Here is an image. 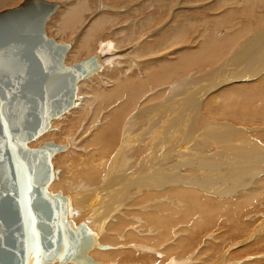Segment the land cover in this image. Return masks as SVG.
I'll list each match as a JSON object with an SVG mask.
<instances>
[{"label":"bare ground","instance_id":"6f19581e","mask_svg":"<svg viewBox=\"0 0 264 264\" xmlns=\"http://www.w3.org/2000/svg\"><path fill=\"white\" fill-rule=\"evenodd\" d=\"M44 1L53 3L50 0ZM52 1H58L61 5L53 3L56 8L50 15L52 19H48L49 23L54 24L53 28L55 26L53 31H56L57 42L61 44L65 35L72 39L81 33L75 43H65L69 45V51L74 43L72 50L66 55L65 66L76 65L79 57H83L81 62L90 58L98 70L77 83L73 108L52 119L51 128L32 142L36 143L37 149L44 138H65L64 142L55 143L65 148L51 158L53 177L46 193L51 196L60 193L64 198L65 222L74 227L80 226L84 233L99 245L93 247L87 255L101 264H115L113 256L117 257L119 264H215L219 260V264H231V253H223L229 247V239L226 238L229 233H241V228L245 229L249 224L253 227L258 219L257 216H249L248 224L243 222L244 226V216L241 213L255 214L254 211H257L258 214L261 210L264 211V205H257L258 200L264 198L261 195L264 191V131L257 127L263 125L264 128V110L259 111L264 93V0L256 2L260 5L261 15H245L242 11L244 19L246 18L245 21L242 18L243 23L246 24H243V28L235 27L231 31L222 29L236 25L239 14H227L228 5L226 14L222 13L223 16L219 19L217 16L222 14H217L215 17L218 20L211 22L202 17L207 15L196 10L187 12L186 9L185 13H178L175 8L180 5L181 0H168L172 11L168 14L172 24L168 25V29L165 27V31L162 29L163 31L157 32L153 41L143 42L148 38L144 36L137 44L136 36H142L141 32L148 30L150 24H158V20L164 18L167 20L168 16L165 17L164 11L168 8L163 4V0H104L105 3L97 2L98 0ZM204 1L182 0V4H198ZM22 2L25 0H0V11L17 8ZM228 2L229 0L226 1ZM151 3H154L153 12L148 11ZM220 3L212 4L213 7L210 6L207 10L210 11ZM220 6H217L218 11L224 9L222 4ZM92 7L95 9L90 10ZM129 11L134 17L140 18V24L136 26L132 23L136 18L129 22ZM230 11L234 9L231 8ZM48 21L46 25L49 24ZM197 24L204 25L205 30H208L207 27H213L210 30L213 34L205 36L199 29L201 33L198 32L206 39H202L203 42H200L198 49L195 48L196 51L184 49L186 52H176L178 58L176 57L174 63L169 62L168 58L151 61V57H162L166 48H174L172 51H175V47L186 43L191 31L193 32V25ZM244 37L246 39H243ZM134 44L140 46L134 49ZM237 44H241L240 48L225 63L221 73L217 69L213 77L198 74V78H195L197 84H203L202 79L208 81L211 89L208 86V91L205 92L204 88L202 90L197 87L201 84L190 83V89L182 90L185 94H182L180 99L178 95H174L166 100L171 103V108L169 106L167 110L172 111V119L166 121L161 118L166 110L161 104L154 106L159 98L155 97L157 101L151 103L152 99L147 93L150 87L147 88L148 82H151L155 89L163 82L165 87L171 85L170 83L178 80L171 82L172 79L178 78L186 69L201 71L205 63L206 66L209 63L215 66V59L219 57L220 60L221 54L225 52L223 49L232 45L228 48L230 54L237 48ZM147 57H150V60H147L149 62H146L148 65L139 61L140 67L133 60H146ZM260 60L263 66H259ZM138 67L142 71V78ZM231 67H236V72L231 77V74L225 76ZM221 76L223 78L220 79ZM97 78L100 82L95 86L93 84L92 90L83 89L92 79ZM210 78L219 80L212 82ZM180 79V82L185 81L184 84H187L186 81L190 78L182 79L183 81ZM246 80L253 84L243 87L249 82ZM255 80L258 81L257 84L254 83ZM241 81L246 83L243 82L242 85ZM153 85L151 89L154 92ZM232 85L238 87L222 90L218 104H210L209 99L207 108L202 111L201 106L205 104L203 102L209 94L212 95V91ZM168 88L163 89L168 91ZM160 89L153 93L154 96L157 91H162ZM161 100L163 101V98ZM102 103L106 105L103 109ZM149 103L153 104L154 109ZM148 104L153 110H150ZM130 112H134L132 120L129 119ZM72 114L76 115L74 117L78 123L67 122L65 125L66 117ZM151 114L152 117L149 116ZM84 115L87 117L85 125ZM220 118L234 119L238 124L235 127V122L227 124L222 121L223 124H219ZM100 119L102 124L97 126ZM213 120L219 122L213 123ZM61 123H64V126L60 129ZM240 124H251L256 128L245 130L238 126ZM174 127L183 129L181 134L184 131L185 134H191L189 139H181L182 143L178 147H174L173 143L170 145L169 141L163 143L158 135L163 134L162 130L168 133ZM192 130L193 133L190 132ZM90 131L91 138L85 137L84 139H87L83 142V135L89 134ZM168 144L170 146L167 147V153L162 156L164 152L161 151ZM33 147L30 149H34ZM217 148L219 149L213 151ZM253 200L254 205L249 210ZM155 201H159V205L151 203ZM213 202L215 205L211 206ZM213 230L217 233L223 231L218 234L220 238L213 235L216 238L203 245V242L208 241L204 235L215 233ZM240 243L237 246H240ZM113 250H118L119 253H112ZM238 262L232 264H240ZM55 263L57 262L40 264Z\"/></svg>","mask_w":264,"mask_h":264},{"label":"water","instance_id":"95a60500","mask_svg":"<svg viewBox=\"0 0 264 264\" xmlns=\"http://www.w3.org/2000/svg\"><path fill=\"white\" fill-rule=\"evenodd\" d=\"M56 5L25 0L0 13V264H101L87 254L99 245L65 222L60 193H46L51 158L65 147L29 149L72 109L77 83L98 68L92 59L65 66L69 45L46 34Z\"/></svg>","mask_w":264,"mask_h":264},{"label":"rangeland","instance_id":"374dc122","mask_svg":"<svg viewBox=\"0 0 264 264\" xmlns=\"http://www.w3.org/2000/svg\"><path fill=\"white\" fill-rule=\"evenodd\" d=\"M95 0H93V2H94ZM99 1H102V2H104L105 3V1L104 0H98L97 2H99ZM146 1V0H145ZM144 1V2H145ZM167 2H165V0H163V4L165 5V6H167V8L169 9H167V11H164V15H165V17L166 16H168V18H167V20H166V18H164V19H162V20H158V24L156 23H152V24H150L147 28H148V30L146 29V30H143L142 32H141V35L142 36H140V34L139 35H137L136 36V40H135V43L137 44L139 41H142V37H144V36H148V38L147 39H145L143 42H151V40L153 41V39H154V36L155 35H157L160 31H163L162 29H164V31L166 30V29H168V25L170 26L172 23H171V16L169 17V14H171V12L172 11H170V6H168L169 5V2H168V0H166ZM226 1L227 0H214V1H212V0H205L204 2H199L198 4L196 3V4H187V3H183L182 4V0H181V3H180V5H177L176 6V8H175V10L176 11H178V13H183L186 9V11L187 12H190V10H196V11H199L200 12V14L201 13H204L205 15H207V16H202V17H205V18H208L209 20H211V22H212V20L214 21V19L215 20H218L219 19V17H221V16H223V14L225 15L226 14V11H227V14L228 13H234V12H237L238 14H239V17H238V22H237V24L236 25H233V27H231V28H229V29H227V27L226 28H223L222 29V31H225V30H228V31H231V30H233V29H235V27H236V29H238V28H241L240 26H242V28H243V24H246V23H243V19H244V17H245V15H249V14H251V13H253V15H256V16H259V15H261V13H260V9H259V4H257L256 2H257V0H236V2H235V0L233 1V0H229V2L228 3H226ZM233 3H232V2ZM50 2H53V3H55V4H59L60 5V3L57 1H52V0H50ZM96 2V1H95ZM186 2V1H185ZM220 3V5L222 4V7L224 8V9H222L223 10V12H222V10L219 12L218 10H217V8L218 7H221L219 4L218 5H216V7L214 6V8H211V10L212 9H214V11L212 12L211 10L210 11H208L207 9L208 8H210V6H212V4H216V3ZM23 3V2H22ZM21 3V4H22ZM166 3V4H165ZM230 3V4H229ZM232 3V4H231ZM252 3V4H251ZM107 4V3H106ZM188 6H187V5ZM225 4V5H224ZM255 4H257V6L255 5ZM59 5H57L58 6V8H61ZM153 5H154V3H151L149 6H148V11H150V12H153L152 11V8H153ZM227 5H228V7H227ZM218 6V7H217ZM124 6H122V8H123ZM191 7V8H190ZM213 7V6H212ZM256 7H258L257 9H256ZM121 8V9H122ZM216 8V9H215ZM226 8H228L227 10H226ZM234 9V11H230V9ZM10 8H8V9H5V10H9ZM93 9H95V7H92V8H90V10H93ZM220 9V8H219ZM259 9V10H258ZM5 10H2V11H0V13L1 12H3V11H5ZM96 10H99V9H96ZM181 12H180V11ZM217 10V11H216ZM245 10V11H244ZM246 10H248V11H246ZM254 10V11H253ZM244 12V14L245 15H242L243 14V12ZM250 11V12H249ZM256 11V12H255ZM264 11V10H263ZM131 11H129V13H130ZM119 13H121V12H119ZM132 13V12H131ZM131 13H130V16H131V18H130V20H129V22L131 23L133 20H134V18H136L135 19V22H132V23H134L135 25L137 24H140V18H137V17H134L133 15H131ZM169 13V14H168ZM185 13V12H184ZM223 13V14H222ZM259 13V14H258ZM89 14V13H88ZM124 13H121V15H123ZM204 14H202V15H204ZM217 14H222V15H218L217 16ZM236 14V13H235ZM237 14V15H238ZM258 14V15H257ZM55 15V14H54ZM54 15H53V17H54ZM192 15V14H191ZM215 16H217L218 17V19L215 17ZM211 17H213V19H211ZM215 17V18H214ZM248 18L250 17V16H247ZM240 18V19H239ZM243 18V19H242ZM248 18H247V20H248ZM52 18H50V20H51ZM131 19H133L132 21H131ZM169 19V20H168ZM49 20V21H50ZM136 20H138L137 22L138 23H136ZM240 20V21H239ZM246 20V18L244 19V21ZM49 21H48V23H49ZM161 21V22H160ZM47 23V24H48ZM170 23V24H169ZM52 25V26H51ZM53 23H49L48 25H46V34H47V36L49 37V38H52V39H54L55 41H58V38H57V36L55 37V33H56V31H53L54 29H55V26H54V28H53ZM136 25V26H137ZM195 26V27H194ZM202 26V25H201ZM201 26L200 25H193V32L191 31V33H190V35H189V37H188V39L186 40L187 42L186 43H181L180 45H178L177 47H175V51H172V49H174V48H171V50H170V48L168 49V48H166L165 49V52H164V54L162 55V57H160L159 55H158V57H155V58H157V59H155L154 57V59L151 57V61L153 60V62L154 61H157V60H162L163 58V60H167V58H168V61L169 62H171V63H174L175 61H176V57L178 58V56H176V55H178L176 52H179V51H183V52H186V51H189V50H191L190 52H192V51H196V49H198L199 48V46L201 45L200 44V42H203L204 41V38H205V36H208V35H212L213 34V31H210V30H212V28L213 27H207V29L209 30H205L204 29V25L202 26L203 28H201ZM214 26H217V25H215L214 24ZM49 27L51 28V29H49ZM164 27V28H163ZM165 27H166V29H165ZM198 27V28H197ZM238 27V28H237ZM53 28V29H52ZM199 29L201 30V32H204L203 34L205 35H203V34H200L201 32L199 31ZM202 29H203V31H202ZM225 29V30H224ZM49 30V31H48ZM195 30V31H194ZM206 31V34H205V31ZM52 31V33H50L49 34V32H51ZM200 33H199V32ZM153 32H155V33H153ZM158 32V33H157ZM210 32H212V33H210ZM53 33H54V35H53ZM194 33V34H193ZM146 34V35H145ZM52 35V36H51ZM153 35V36H152ZM200 35H202V36H200ZM81 36V33H79L77 36H74V38H72V39H70L69 38V36L67 35H65L63 38H62V41L60 42L61 43V45H66V44H71L72 42H76V40L79 38ZM139 36H140V38H139ZM196 36H199V37H201V38H198V37H196ZM204 36V37H203ZM217 36V34L216 35H214V38ZM153 37V38H152ZM156 37V36H155ZM140 40H139V39ZM150 38H152V39H150ZM196 38H198V39H196ZM64 39V40H63ZM75 39V40H74ZM201 39V40H200ZM202 39H203V41H202ZM206 39V38H205ZM243 39H246V37H244ZM242 39V40H243ZM199 40V41H198ZM100 41V40H99ZM233 41H235V40H233ZM245 41V40H244ZM243 41V42H244ZM243 42H241V43H243ZM66 43V44H65ZM73 43V44H74ZM193 43V44H192ZM73 44H72V46H71V50H72V48H73ZM136 44H134V46H132V47H134V49H136L137 47H139L140 46V44H139V46H136ZM240 45L241 44H237L236 45V49L235 50H233V52L232 53H228V48L226 47L225 49H223V52L224 53H222L221 55L222 56H220L221 57V59L219 60V57L217 58V59H215V60H217V64L214 66V65H212V63L210 64L209 62V64H207L208 66H206V63H205V65H203L202 66V69L203 70H201V71H198L197 69H194V68H192L191 70L190 69H186V70H184V71H186L185 73H184V71L182 72V73H180V75L178 76V78H176V79H172V81L171 82H173L174 80H177V82L175 81V82H173V83H170L171 85H168V86H164L165 84V82H163V83H161V84H159V85H157V86H159V87H157L156 89H155V86H154V88L153 89H155V91L153 92L152 91V85H151V82H148L149 83V85H147L148 83H146V85H147V88L150 90H148V95H149V97L152 99V102L151 103H155L156 101H155V97L158 99L159 98V100L154 104V106H158L159 104H161V105H163L164 106V109L166 110L165 111V114H164V117L162 116L161 118L162 119H164V120H166V121H170L172 118H171V113H172V111H168L167 109L169 108V106H170V108H171V103H168L169 102V100L168 101H166L167 99H170V97H173L174 95H178V98L180 99L181 97H182V94H185V92L184 91H188V89H190V86L191 85H189L190 83L192 84V85H199V84H201V85H199V86H197V87H201V89L202 88H204L205 89V92H207L208 91V88L211 86L209 83H208V81H204L203 79L201 80V81H203V84H202V82L201 83H199V84H197V82L195 81V78H198L197 76H198V74L199 75H202V76H206L207 74H208V77L209 76H211V77H213V75H214V72H216L217 71V69H219V72L221 73V71H222V68L224 67V65H225V63H227L229 60H230V58H232L231 56H233V55H235V51H237V49H239L240 48ZM136 46V47H135ZM230 46V48H231V46L232 45H229ZM244 47V46H243ZM196 48V49H195ZM229 48V49H230ZM168 49V50H167ZM184 49H187L186 51H184ZM189 49V50H188ZM227 49V50H226ZM70 50V51H71ZM69 51V52H70ZM228 53V54H227ZM230 56V57H228V56ZM170 56V57H169ZM91 57V56H90ZM67 58V57H66ZM80 59H79V61L77 62V64L78 63H80L81 61H83V57H79ZM92 58V57H91ZM150 57H147L146 58V60H145V58H144V60H137V59H133L134 60V62H136V64H139L140 62L139 61H141V63L143 62H149V61H147V60H150L149 59ZM161 58V59H160ZM90 59V58H89ZM171 59V60H170ZM254 59V58H253ZM226 60V61H225ZM65 62H66V60H65ZM138 62V63H137ZM150 63H152V62H150ZM222 63V64H221ZM259 63V66L262 64L261 63V60L258 62ZM147 65H148V63H146ZM257 64V63H256ZM75 65V64H74ZM144 65V64H143ZM212 65V66H211ZM210 66V67H209ZM261 66H263V65H261ZM139 67H140V64H139ZM138 67V68H139ZM141 67H142V65H141ZM262 68H264V67H262ZM206 69V70H205ZM231 70L230 71H227L225 74H227V75H225V76H229V74H231L229 77H231L232 76V74H234L235 72H236V70L235 69H237L236 67H231L230 68ZM233 69V70H232ZM139 70H140V68H139ZM138 70V73H141L142 71L140 70L139 71ZM235 70V71H234ZM211 72V73H210ZM190 73V74H189ZM205 73V74H204ZM193 74V75H192ZM219 74V73H218ZM218 74H216L215 76L217 77V75ZM143 74L141 73V78L143 77L142 76ZM196 75V76H195ZM224 75V74H223ZM182 77V79H185V80H187L188 78H190V79H188L187 81H186V83L187 84H184V82H180L179 81V79ZM180 77V78H179ZM140 78V77H139ZM221 78H223V76H221L220 77V79ZM225 78V77H224ZM238 78V77H237ZM240 78H242V77H240ZM182 79H180L181 81H183ZM211 79V78H210ZM250 79V78H249ZM141 80V79H140ZM194 80V81H193ZM219 79L218 78H212L211 79V81L212 82H214V81H218ZM92 82H90L88 85H85L84 86V90L86 91H90V90H92V87H93V84H94V86L95 85H98L97 83H99L100 82V79H92L91 80ZM135 81H137L138 82V80L136 79ZM240 81V80H239ZM246 81H249L248 82V84H244L243 85V82L244 81H241L242 82V85H243V87L245 86V85H252L253 84V82L252 83H250V80H246ZM256 81V80H255ZM193 82V83H192ZM175 83H177V85H178V87H177V85L175 84ZM180 83V84H179ZM244 83H246V82H244ZM255 84H257L258 83V81H256V82H254ZM182 84H184L185 86H188L186 89H184L185 88V86L184 85H182ZM163 85V86H162ZM172 85H174V86H172ZM176 85V86H175ZM210 85V86H209ZM239 85V84H238ZM238 85L237 86H225L224 88L223 87H221L220 88V90H218V91H216V89L214 90V91H212V95H210L209 94V96L207 97V99H205L206 100V102H205V100H204V102L203 103H205V104H203L202 106H204V107H202L201 106V108H203L202 109V111H204L207 107H206V103L208 104L209 103V101H207V100H211L210 101V104H213V103H211V102H215V103H217L218 104V101H220V98H219V96L220 95H222L223 94V92H222V90H225V89H232V88H234V87H238ZM240 85H241V83H240ZM181 86H183V88L181 89ZM209 86V87H208ZM168 87H170V88H168ZM176 87H177V89H176ZM230 87H232V88H230ZM86 88V89H85ZM160 88H162V89H160ZM163 88H165V89H167L168 88V91L167 90H165V89H163ZM108 89H110V87L108 88ZM162 90V91H159V93H158V91H157V93H156V96H154L155 94H153V93H155L156 92V90ZM179 89V90H178ZM201 89H198V90H201ZM210 89H211V87H210ZM147 90V89H146ZM182 90H184V91H182ZM203 90V89H202ZM151 91H152V93H151ZM163 91H164V93H166L165 95H164V93H163ZM166 91V92H165ZM220 91V92H219ZM163 94H162V93ZM174 92V93H173ZM183 92V93H182ZM211 92V91H210ZM180 93V94H179ZM218 93V94H217ZM153 95V97H152V95ZM159 96H161V97H158V95ZM116 95V94H115ZM144 95V94H143ZM146 96H148L147 94H145ZM151 95V96H150ZM180 95V96H179ZM113 96H114V94H113ZM213 97H215V98H213ZM163 98V101L161 100ZM153 100H154V102H153ZM165 100V101H164ZM166 104H165V103ZM103 104V103H102ZM150 104V103H149ZM149 104H148V106H149ZM153 104H150L151 106L153 105ZM209 104V105H210ZM93 106H95V105H93ZM93 106H92V109H93ZM104 107H106V105H104L103 104V107H102V109L104 108ZM150 107V106H149ZM153 107V106H152ZM152 107H150V110L152 109ZM208 108H209V106H208ZM153 109H154V107H153ZM152 109V110H153ZM94 110V109H93ZM92 110V111H93ZM261 110H264V93H263V96H262V99H261V102H260V110L259 111H261ZM135 112V111H134ZM134 112L133 113H131L130 112V115H129V119L130 120H132L133 119V114H134ZM187 113L189 112L188 110L186 111ZM169 114V115H168ZM86 116H88V114H85ZM84 115V118L86 119V120H83V123H84V125L87 123L86 121H87V117ZM76 115H74V114H72V115H69V116H67L66 118L67 119H65V121H64V123H65V125L67 124V122L68 123H71V122H77L78 123V121H76ZM130 116H132V117H130ZM150 117H152V114L151 115H149ZM167 116V117H166ZM89 118V117H88ZM73 119H75V120H73ZM67 120H69V121H67ZM217 120H219V119H217ZM221 120V121H220ZM220 122L219 121H215V120H213V123H218L219 122V124H223V122L225 123H227V124H234V122H235V124L233 125L234 127L235 126H237V122L234 120V119H221L220 118ZM226 120H229L230 122H233V123H229L228 121H226ZM231 120H233V121H231ZM223 121V122H222ZM212 122V121H211ZM64 123H61L60 125H59V127H60V129L61 128H63V126H64ZM77 123H75V124H77ZM207 123H210V121H207ZM63 124V125H62ZM102 123H101V119H100V122H98L96 125L97 126H100ZM205 125H206V122H205ZM77 126H79V125H77ZM239 127H241V128H243V129H247V130H252L253 128H256V126H251V124H240V125H238ZM262 127H260V126H257L259 129H260V131L261 130H263L264 131V128H263V125H261ZM252 127V128H251ZM173 129H175V131L173 130ZM245 129V130H246ZM183 130V129H182ZM182 130H178V129H176L175 127L174 128H172V130H169L168 131V133H167V131L165 132V130H162L161 131V133H163L162 135H160V133H158V135H159V138L160 139H162V141H163V143H167V141H169V144L171 145L172 143V145H174V147H178L179 145H181V143H182V141L184 140V139H189L190 138V135L191 134H185V131L181 134V131ZM174 131V132H173ZM176 131H178V132H176ZM180 131V132H179ZM78 132H79V129H78ZM191 133H193V130L192 131H190ZM194 132H196V129H194ZM89 133V132H88ZM172 133V134H171ZM264 133V132H263ZM263 133H261L262 135H263ZM177 134V135H176ZM248 134H252V133H250V132H248ZM254 134V133H253ZM255 134H257V132H255ZM44 134H42L40 137H42ZM259 135H260V133H259ZM84 137H83V142H84V140H86L87 138L89 139V138H91V131H90V133L89 134H85V135H83ZM162 136V137H161ZM167 136H168V139H167ZM174 136V137H173ZM188 136V137H187ZM40 137H38V138H40ZM85 137H87L86 139H84ZM37 138V139H38ZM193 138V137H192ZM37 139H35V140H37ZM65 140V138H61V136L59 137V136H55V137H47V138H44L43 140H41L42 142V144L40 143V147L44 144V143H46V142H54V143H56V142H64V140ZM177 139V140H176ZM181 139H182V141H181ZM62 140V141H61ZM172 140H173V142H172ZM174 140H175V142H174ZM167 145V146H164V148L162 149L163 151H161L163 154H161L162 156L163 155H166V153H167V151L166 150H168V146H170V145ZM31 145H33V146H31ZM29 149L31 148V147H33L34 149L36 148V143H33V142H30V144H28L27 143V145H26ZM31 146V147H30ZM38 146V148H40ZM166 147V148H165ZM214 147H215V145H214ZM219 147V146H218ZM220 148V147H219ZM219 148H217V149H214L213 151H216V150H218ZM54 163V162H53ZM249 176H247V178H248ZM261 195H262V197H264L263 195H264V191H263V193L261 192ZM218 198H222V197H218ZM223 199V198H222ZM163 201V200H162ZM253 202H255L254 200L252 201V204H250L249 206L250 207H248L249 208V210H250V208H252V205H254V203ZM152 204H155V205H159L158 203H160L159 201H155V202H151ZM163 204H161V206H162ZM215 204H214V202L211 204V206H214ZM257 205H258V207H260V205H264V198L260 201V200H258V202H257ZM253 209H255V208H253ZM255 212V214L253 213V214H249V213H244L243 214V212L241 213L242 214V216H244V217H242L243 219V221H242V224H243V222H244V224L246 223V224H248V217L249 216H252V215H254V216H257L258 217V219L255 221V224H254V226L252 227L251 226V224H249L250 226H246V228L245 229H243V228H241L242 230H244V231H242L241 230V233L240 232H236V233H233L232 235H231V233H229V237L228 238H226L228 241H227V246H229V247H227L228 249H226V250H224L223 251V253L225 252L226 254H227V252L228 253H231V258H232V262H230L231 264L232 263H235V262H238V261H241V262H238V263H240V264H264V243L261 241V240H263L264 241V211H260V213H258L257 214V211H254ZM245 214H246V216H245ZM245 217H246V219H245ZM86 218V217H85ZM85 218H83V219H85ZM263 221V222H262ZM254 222V221H253ZM243 224V225H244ZM242 225V226H243ZM245 226V225H244ZM248 228V229H247ZM263 228V229H262ZM255 229H256V231H255ZM262 229V230H261ZM215 233H209V234H207V235H204V238H205V236L207 237L206 239L208 240V241H205V239H204V241L205 242H203V245H206L208 242L209 243H211L213 240L212 239H215L216 237H213V235L214 236H217V238H218V236H220V235H218V234H220V233H222L223 231H219L218 233H217V231H215V230H213ZM212 231V232H213ZM246 232V233H245ZM260 232V233H259ZM238 233V234H237ZM224 234V233H223ZM223 234H221V236L223 235ZM246 234V235H245ZM254 234V236H251V235H253ZM210 236V237H209ZM211 236L213 237V238H211ZM211 239V241H210V239ZM239 237H241V238H239ZM245 237H246V239H245ZM248 237H250V239H251V241H247V240H250V239H248ZM220 238V237H219ZM218 238V239H219ZM252 238H253V240H252ZM237 239V240H236ZM238 239H240V240H238ZM242 240H245V241H242ZM257 241H258V244H256L257 243ZM260 241V242H259ZM207 242V243H206ZM241 242V243H240ZM255 242V243H254ZM241 244L240 246H237V244ZM243 243V244H242ZM140 245H143L144 243H139ZM139 244H137V245H139ZM259 245L258 247H256L255 248V246L256 245ZM262 245V246H261ZM242 246V247H241ZM204 247V246H203ZM199 248V247H198ZM257 248H258V250H257ZM250 249V250H249ZM254 249V250H253ZM198 250V249H197ZM119 251H122V250H119ZM123 251H126V250H123ZM257 251V252H256ZM259 251V252H258ZM118 252V250L117 251H115V250H113L112 251V253H117ZM194 252V251H193ZM119 253V252H118ZM115 256H113L112 258L113 259H115V264H117L119 261H116V259H117V257H115ZM235 257H237V258H235ZM240 258V259H239ZM243 261V262H242ZM120 263V262H119ZM118 263V264H119ZM217 264H219V263H221V260H219L218 262H216ZM215 263V264H216ZM55 264H58V263H55Z\"/></svg>","mask_w":264,"mask_h":264}]
</instances>
